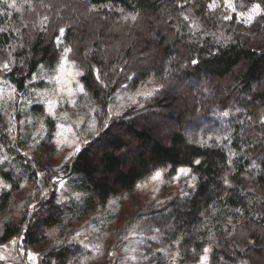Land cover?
<instances>
[{
	"label": "trees",
	"instance_id": "obj_1",
	"mask_svg": "<svg viewBox=\"0 0 264 264\" xmlns=\"http://www.w3.org/2000/svg\"><path fill=\"white\" fill-rule=\"evenodd\" d=\"M211 2L17 0L12 8L0 0V62L10 61L12 69L1 75L19 93H25L33 77L52 67L68 47L85 65L82 78L96 97H103L104 91L95 69L101 71L100 77H107L106 94L111 95L127 81L126 68H139L142 78L151 70L183 84L192 99L191 111L167 114V119L178 121L179 129L165 139L138 121L150 120L149 115L158 114L152 109L177 101L170 87L158 92L160 98L153 97L154 103L159 99L156 104L143 108L148 112L141 108L113 118L66 164L82 193L80 200L64 203L51 190L42 196L40 187L35 209L25 205L15 220L5 221L3 241L21 235L22 244L33 248L41 262L68 264V258L81 249L70 240V227L66 228L72 215L83 217L131 191L156 170L165 169L169 177L188 168L190 177L178 191L151 211V220L165 239L177 242L185 262L264 264V123L260 121L264 116V18L246 25L223 6V0H218L221 6L214 11L208 8ZM235 3L238 12H246L252 3L264 7V0ZM225 15L235 18L225 20ZM40 17L47 19L40 24ZM60 28L65 32L57 46ZM231 76L233 82L223 91L217 81ZM2 120L0 110V139L6 153L0 161V177L10 185L0 190V214H5L22 183L44 178L47 171L39 164L34 167L32 158L24 160L19 147L27 144L14 143ZM125 132L140 148L133 156ZM205 248L210 251L205 253ZM202 256L207 260L201 261Z\"/></svg>",
	"mask_w": 264,
	"mask_h": 264
},
{
	"label": "rangeland",
	"instance_id": "obj_2",
	"mask_svg": "<svg viewBox=\"0 0 264 264\" xmlns=\"http://www.w3.org/2000/svg\"><path fill=\"white\" fill-rule=\"evenodd\" d=\"M75 9L78 12L79 7ZM78 14L82 15L80 12ZM44 18L40 17L38 22L42 24ZM65 49L61 51L58 61L52 67L42 68L33 77L34 83L25 93H19L13 82L1 75L0 71V110L3 115V127L10 138H13L14 143L21 140L27 144L23 148L19 147L25 157L24 160L32 158L34 167H38L39 164L45 166L47 171L44 178L42 175L36 181H24L23 187L20 186L13 195L11 209L5 214H0V260L4 261V264H47L41 262L39 255L35 260L29 259V250L37 252L22 244L21 235L3 241V225L7 220H15L23 212L25 205L29 210L36 208L38 198H35V195L40 187L42 196H46L51 190L57 191L59 200L64 203L80 200L82 193L74 184V177L72 178L66 171V164L78 152L77 145L81 149L107 127L113 118L119 119L127 112H140L141 108L143 110L151 106V103L156 104L159 99L154 103L153 97L160 98L161 93L158 92L165 87L171 88V94L176 96L177 101L171 106L152 109V112L158 114L149 115L151 119L148 121L140 119L138 125L153 128L158 138L165 139L179 129L178 121L167 119V114L183 109L191 111L192 99L186 86L176 85L168 77L156 76L151 70L142 78V74H139L142 70L139 68L135 70L121 68L120 70L126 71L124 79L127 81L124 80L111 95L106 94L107 77L101 74L102 83L99 84L103 88L104 96L96 97L82 78L86 73L85 65L79 62L74 54L65 53ZM143 53L147 55V52ZM62 57L66 58L67 63L64 71L59 72ZM145 60L147 58L143 59L144 62ZM77 71L82 75L75 76ZM57 74L70 83H58L55 79ZM217 82L225 91L233 82V77ZM80 85L83 86V92L79 91ZM69 87L74 90L71 97L67 94ZM61 88L65 90L61 91ZM71 100L75 101L74 105ZM49 101L52 102L51 112ZM33 106L40 108L36 110ZM148 108L143 111L148 112ZM59 125L63 127H58ZM57 133L60 135L57 136ZM125 137L130 142L128 153L133 156L140 148L132 135L125 132ZM69 153L74 155L65 159ZM5 154L0 139V161L6 158ZM157 171H161L163 175L159 180H153L152 177ZM165 173V169L156 170L139 181L131 191L112 197L105 205L83 217L72 215V222L66 228L70 227L68 229L70 240L81 245V249L68 258V264H193L182 260L177 242L165 239L164 233L151 220V211L160 208L178 191L186 178L190 177L182 175L176 181L173 177L177 176V173L169 177L165 176ZM2 188L0 185V190ZM26 201H29L28 204ZM13 239H16L15 244L10 243ZM204 257L201 258L203 262Z\"/></svg>",
	"mask_w": 264,
	"mask_h": 264
},
{
	"label": "snow or ice",
	"instance_id": "obj_3",
	"mask_svg": "<svg viewBox=\"0 0 264 264\" xmlns=\"http://www.w3.org/2000/svg\"><path fill=\"white\" fill-rule=\"evenodd\" d=\"M16 2H17V0H11V2H9V0H4L5 5H7L8 7H12V8L16 7ZM24 2L25 3H30L31 0H24ZM220 6H221V4L218 2V0H212V2L210 4H208V8L210 10H213V11L216 10L217 8H219ZM223 6H225L227 9H229L231 13H234L235 17L242 18V22L244 24H246V25L252 24V22L254 20H256L257 17L264 18V7H262L260 3H252L251 7H249L246 12H238L237 11V6H236V3H235V0H223ZM4 14H7V13H4ZM235 17L232 16V15H225L223 18L225 20H231V19H234ZM131 18L133 20L136 19L135 16H132ZM45 19H47V18H45ZM0 31H3V29H0ZM64 32H65L64 28H60L59 29L60 36H63ZM60 36L57 37V46H59V44L62 43V41L60 40ZM70 51H71V49H69V48L65 49V53L70 52ZM65 63H67L66 58L62 57V60H61V63L59 65V69H58L59 72H63L64 71ZM191 63L196 64V63H198V61L197 60H192ZM11 70L12 69L10 67V61H2V62H0V71L8 72V71H11ZM94 71L96 73V80L102 83V81H100V71H99V69H95ZM74 75L75 76H80V75H82V73L77 71ZM55 79H56V81L58 83H70V81H64L63 78L59 74H57L55 76ZM60 90L64 91L65 89L61 88ZM13 91H14V88H13ZM79 91H81V92L84 91L82 85L79 86ZM73 92H74V90L71 87L67 88V94H68L69 97H71L73 95ZM70 102L73 103V105L75 104L74 100H71ZM49 111L50 112L52 111V102L51 101H49ZM225 115H227V113H225ZM260 121L262 123H264V116H262L260 118ZM58 127H63V125H59ZM59 135H60V133H57V136H59ZM57 143L59 144L60 141L58 140ZM79 150H80L79 146L77 145L76 146V151H79ZM72 155H74V153H69V156L66 157L65 159L70 158ZM195 163L199 164L200 161L197 160V161H195ZM190 171L191 170L188 169V168H180V169H178L177 170V176L173 177V180L178 181L182 175L183 176H188ZM162 175H163V173L161 171H157L154 174V176L152 177V179L153 180H159L162 177ZM193 179H195V178L193 177ZM225 183H228V181L225 180ZM0 185H2L3 188H9L10 187L9 184L3 182L2 180H0ZM61 186H63V182H61ZM21 187H23V185H21ZM32 207H35V206H32ZM153 239H156V237H153ZM10 243L15 244L16 243V239H13L12 241H10ZM4 247H6V246H4ZM209 251H210V249H208V248L204 249L205 253H207ZM37 256H38L37 253L31 252L29 250L28 257H29L30 260H35ZM203 259L207 260V257L205 256Z\"/></svg>",
	"mask_w": 264,
	"mask_h": 264
}]
</instances>
